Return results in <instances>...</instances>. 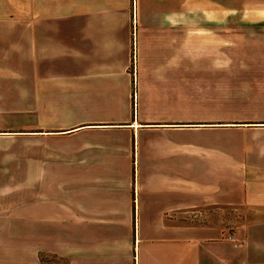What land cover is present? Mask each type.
<instances>
[{"label":"crops","instance_id":"0c3cea01","mask_svg":"<svg viewBox=\"0 0 264 264\" xmlns=\"http://www.w3.org/2000/svg\"><path fill=\"white\" fill-rule=\"evenodd\" d=\"M0 7V263L264 264V45L214 60L183 0ZM208 208L241 223H167Z\"/></svg>","mask_w":264,"mask_h":264},{"label":"rangeland","instance_id":"374dc122","mask_svg":"<svg viewBox=\"0 0 264 264\" xmlns=\"http://www.w3.org/2000/svg\"><path fill=\"white\" fill-rule=\"evenodd\" d=\"M195 1L190 3L189 0H183V19H189L188 22H183V29L195 31L199 47L213 49L211 52L214 60L241 61V44L264 45V0H197V5H194ZM0 12H4L2 7ZM195 16L197 21L191 22V18L194 19ZM221 48L227 54H218L222 51ZM4 117H12L11 120H14L15 116L8 114ZM3 121L5 120L0 119V124ZM22 146L28 150V145ZM26 157L28 158V154ZM25 166L28 167V164ZM203 212V216L208 217L207 224H219L234 230L241 223L240 209L208 208ZM190 215L194 214L187 212L168 216L167 223L193 224L195 222ZM41 253H38V258L42 260V264H65L70 261L67 256ZM33 263L24 261L6 264Z\"/></svg>","mask_w":264,"mask_h":264},{"label":"trees","instance_id":"16d2710c","mask_svg":"<svg viewBox=\"0 0 264 264\" xmlns=\"http://www.w3.org/2000/svg\"><path fill=\"white\" fill-rule=\"evenodd\" d=\"M192 214H194V215H190V216L192 217V221L195 222L193 224H207L208 223V217L203 216V214H204L203 209L199 210L198 213H192ZM198 214L202 215V217L199 218Z\"/></svg>","mask_w":264,"mask_h":264}]
</instances>
